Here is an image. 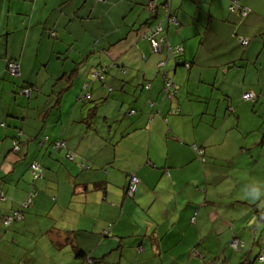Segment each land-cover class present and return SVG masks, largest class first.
<instances>
[{
  "label": "crops",
  "instance_id": "crops-1",
  "mask_svg": "<svg viewBox=\"0 0 264 264\" xmlns=\"http://www.w3.org/2000/svg\"><path fill=\"white\" fill-rule=\"evenodd\" d=\"M151 7L0 0V190L8 197L0 213L24 199L29 163L45 165L25 221L10 239L0 234V264H22V256L24 264H78V249L99 264L264 257V0H171L176 24L161 12L155 19L189 69L174 67L167 49L152 53L144 28ZM8 60L18 61L20 81L8 76ZM98 66L102 81L89 86V103H78ZM23 84L38 93L19 96ZM246 92L261 97L250 103ZM45 136L63 141L73 162L65 150L40 147ZM131 174L138 185L126 197ZM66 233L73 245H63Z\"/></svg>",
  "mask_w": 264,
  "mask_h": 264
},
{
  "label": "trees",
  "instance_id": "trees-1",
  "mask_svg": "<svg viewBox=\"0 0 264 264\" xmlns=\"http://www.w3.org/2000/svg\"><path fill=\"white\" fill-rule=\"evenodd\" d=\"M96 1L97 2L106 3L109 0H96ZM170 1L171 0H167V2L169 4V7L166 8V6L164 5L166 3V0H151L152 10H149V11H153V12H151V13L148 12V14H149L147 16L148 17V20H147L148 23H146V25H144V28H145L146 32H148V33L151 32L152 33L158 27L161 29V32L163 31L160 21L158 19H155V18H158V12L162 13L163 20L167 21L169 24H171V25H175L176 24V18L171 14V11H170ZM172 19L174 20V22H172ZM147 35L148 34L146 33L145 34L146 41H147ZM49 36L53 37V33H51L50 31H49ZM241 45H244V44L241 43ZM149 46H150V44H149ZM166 47H167V45L165 43V36H164V41L162 42L161 49L158 52H153L151 46H150V49H151L152 53L155 54V55H159L161 53V51H163L164 49H167V51H169V54H170L168 57H170V59L172 60V64L174 65V67L180 65L181 61H182L181 60V54L182 53H177L176 50H175V48H177L178 46L177 47L176 46H174V47L171 46V48H166ZM11 62L16 64L17 67H18V74L16 76L12 75V73L10 72V70L8 68V65ZM189 65L190 64H187L186 62L181 64V66H183L186 69H189V67H190ZM105 71H106L105 67L98 66V67H95L94 69H92L89 72L87 81H85L82 84L81 92H80V94L77 97V102L78 103L87 104V103H89L91 101L92 96L89 93V86L92 83L96 82V81L97 82H101L102 78L105 75ZM6 72H7L8 76L10 78H13L15 80H20L21 73H20V65H19L18 61L17 60H8L7 63H6ZM93 72L94 73L95 72L100 73V75H102V78H97V77L93 78L91 76V74H94ZM167 82L169 84V88H168V90L164 89L167 92L165 95H167L168 97L169 96H171V97L175 96V94L177 92V86L174 84L172 78L168 77V78L164 79V82H163L164 88H165L166 85H168ZM146 86H147V84H146ZM27 90H28L29 94H32L33 92L34 93H38V90L35 89V86L28 85V84H23V85L20 86V88L18 90V95L19 96H23V97H30L29 94H25L26 92L23 93V91H27ZM246 93H248V92H246ZM260 97H261L260 95H256L254 93V98L252 100H250L249 102L250 103H255L257 101V99L260 98ZM133 113H135V111L131 110L130 114H133ZM21 136H22V133H21V131H19V132H17L15 137L12 139V151H14V152L20 151V149H21V143H20ZM43 144L48 145L51 149H53L55 151H61V150H65L66 151L65 143L63 141L52 143V142H49L48 137L45 136V137H43V140L41 141V143H39L40 147H42ZM60 144H62L63 146H60ZM15 147H17V149H15ZM194 148L195 147H193V149ZM193 149H191V150H192L193 153H195V151ZM66 152L67 153L64 152V159L66 161H72L73 162L74 154L71 153L68 150ZM34 165H36L35 169L33 168ZM80 166L82 168H86V169L90 168L89 164L84 165V163H82ZM28 171H29V174H30V180L28 181L29 189L26 192V195H25L24 199L21 202H19L17 205H15L12 208H10L8 210V212L0 213V234L4 238L10 239V237L12 236L11 234H13V231L16 229V227L20 223H23L25 221L26 215L28 214L29 209L32 207L33 201H35V198L37 197V195L39 193L37 184H38L39 181H42L43 178H44L43 173L45 171V165H44V163H41L39 161L33 160L28 165ZM133 175L134 174H131V175L128 176V184H129V181H130V177L133 176ZM127 189H128V185H127V188H126V191H125V196L126 197H130L129 194H128ZM7 198L8 197H6V192H4L3 190H0V202H5L7 200ZM262 214H263V212H262ZM263 218H264V216H261L260 217V221ZM52 232H53L52 230H49L47 236H48V239L52 243L56 244L55 241H53V239H52L53 236H54L52 234ZM65 235L66 236H65V239H63V241H65V240L66 241H65V243L63 245H66V246L73 245V240L74 239L71 238L72 235L70 236V238H69V233H66ZM31 240H32L33 243H35L36 241H38V237H35V238L31 239ZM231 243H232V241H230V243H229V248L232 249L234 252L239 251L238 248L241 247V245H239L240 244L239 241H238L237 249L231 247ZM262 254H264V253H262ZM74 255H75V258L79 260L78 264H99V263H101V261L99 260L100 258L95 259L93 257H87V256L83 255L82 251H80L79 249L74 252ZM258 262H260L262 264L264 261H258Z\"/></svg>",
  "mask_w": 264,
  "mask_h": 264
},
{
  "label": "built area",
  "instance_id": "built-area-1",
  "mask_svg": "<svg viewBox=\"0 0 264 264\" xmlns=\"http://www.w3.org/2000/svg\"><path fill=\"white\" fill-rule=\"evenodd\" d=\"M166 6V8L169 7V4L166 0V3L164 4ZM152 8V7H151ZM231 10H233V7H230ZM241 10V14L242 15H245L247 13V10L246 8H242V9H239ZM172 22H174V20L172 19ZM161 29L158 27L154 32H149L148 35H147V41L149 42L153 52H158L160 49H161V44L162 42L164 41V36H161ZM242 44H246V41H241ZM176 52L177 53H182V49L177 47L175 48ZM8 68L10 70V72L12 73V75H17L18 74V67L16 64L14 63H10L8 65ZM91 76L93 78H102V75H100V73L98 72H95L94 74H91ZM169 88V84L165 86V89L168 90ZM26 92V93H25ZM23 93L25 94H29L28 91H23ZM254 98V93L252 92H248V93H245L242 95V99L243 100H246V101H250ZM132 113V112H131ZM60 146H63L62 144H60ZM15 149H17V147H15ZM33 168L35 169L36 168V165L33 166ZM138 185V178L136 176H131L130 177V181H129V184H128V194L129 195H132L135 190H136V187ZM237 246H238V241H232L231 243V247L237 249ZM264 260V257L263 256H260L259 257V261H263Z\"/></svg>",
  "mask_w": 264,
  "mask_h": 264
},
{
  "label": "rangeland",
  "instance_id": "rangeland-1",
  "mask_svg": "<svg viewBox=\"0 0 264 264\" xmlns=\"http://www.w3.org/2000/svg\"><path fill=\"white\" fill-rule=\"evenodd\" d=\"M240 40L238 39V42H239ZM239 44L241 45V42H239ZM13 79V78H12ZM17 81H20V80H17ZM28 91V90H27ZM16 260V259H15ZM257 260L255 261V263L254 264H257V263H259V262H257ZM22 264H24V256H22ZM259 264H261V263H259Z\"/></svg>",
  "mask_w": 264,
  "mask_h": 264
},
{
  "label": "clouds",
  "instance_id": "clouds-1",
  "mask_svg": "<svg viewBox=\"0 0 264 264\" xmlns=\"http://www.w3.org/2000/svg\"><path fill=\"white\" fill-rule=\"evenodd\" d=\"M245 94V93H244ZM241 98H242V96H241ZM243 100V99H242ZM264 261V260H263Z\"/></svg>",
  "mask_w": 264,
  "mask_h": 264
},
{
  "label": "bare ground",
  "instance_id": "bare-ground-1",
  "mask_svg": "<svg viewBox=\"0 0 264 264\" xmlns=\"http://www.w3.org/2000/svg\"><path fill=\"white\" fill-rule=\"evenodd\" d=\"M167 84H168V82H167Z\"/></svg>",
  "mask_w": 264,
  "mask_h": 264
}]
</instances>
